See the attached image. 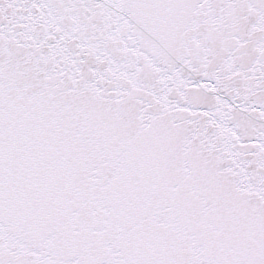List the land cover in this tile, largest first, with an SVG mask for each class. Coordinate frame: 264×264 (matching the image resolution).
<instances>
[{
	"label": "snow or ice",
	"instance_id": "snow-or-ice-1",
	"mask_svg": "<svg viewBox=\"0 0 264 264\" xmlns=\"http://www.w3.org/2000/svg\"><path fill=\"white\" fill-rule=\"evenodd\" d=\"M0 264H264V0H0Z\"/></svg>",
	"mask_w": 264,
	"mask_h": 264
}]
</instances>
